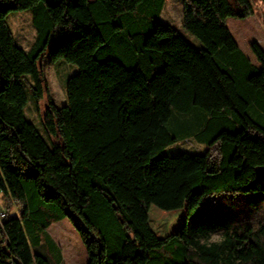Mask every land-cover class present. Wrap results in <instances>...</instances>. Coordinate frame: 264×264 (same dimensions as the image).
Segmentation results:
<instances>
[{
    "label": "trees",
    "instance_id": "obj_1",
    "mask_svg": "<svg viewBox=\"0 0 264 264\" xmlns=\"http://www.w3.org/2000/svg\"><path fill=\"white\" fill-rule=\"evenodd\" d=\"M166 1L0 0L1 206H21L0 224V264H51L28 234L39 246L66 219L89 264H149L175 246L169 264H264V48L251 44L254 65L228 26L255 6L182 0L198 48L161 20ZM26 11L30 50L9 23ZM48 55L78 68L64 107L50 93ZM29 92L48 140L25 116ZM186 141L207 150L175 151ZM152 206L185 211L172 235L155 233Z\"/></svg>",
    "mask_w": 264,
    "mask_h": 264
},
{
    "label": "rangeland",
    "instance_id": "obj_2",
    "mask_svg": "<svg viewBox=\"0 0 264 264\" xmlns=\"http://www.w3.org/2000/svg\"><path fill=\"white\" fill-rule=\"evenodd\" d=\"M58 0H49L51 4L57 2ZM255 6L256 14L247 19H237L230 18L228 20V26L233 32L236 40L241 46L242 50L250 58L251 62L260 67L256 60V57L252 53L249 46L253 42H258L264 48V2L262 0H251ZM27 19V27L31 30L28 38V42L24 45V48H29L33 42L36 40V30L32 25L31 13H13L11 14L9 21L14 30H16L14 21ZM144 23H153L154 11L151 8L149 11L143 14ZM24 19V20H25ZM161 20L164 23L175 26L181 31L183 36L195 47H202L201 42L187 30L183 28V1L182 0H167L165 7L161 14ZM18 23V21L16 22ZM26 24V20H25ZM43 66L46 73L49 89L51 96L59 107H64L68 104L67 95V81L72 77L78 70L77 66L70 65L63 60L54 61L48 55L43 60ZM72 67V68H71ZM73 69V70H72ZM30 102L28 106L24 109L25 116L27 120L32 122L38 132L48 140V136L44 131L41 120L42 116L38 113L37 103L31 98V93L29 92ZM46 99L40 102L42 110ZM43 113V112H42ZM207 147L200 145L195 141H186L177 145L175 151H184L191 154H204ZM218 147H215L212 151V160L217 161L219 159ZM1 193H0V211L5 214L8 213L9 217L19 216L21 211V206L16 202H9L11 204V209L8 207V200L5 199V204L1 206ZM184 210L176 211H164L156 206H152L150 210L151 225L155 233L160 238H166L172 235L175 230L179 227L180 222L184 216ZM52 238L63 251V263L62 264H87V250L83 244L79 233L73 228L70 220H65L63 222H56L51 225V227L42 234V244L40 246H34L35 236L28 234L29 241L33 246V251L36 254L45 256L51 264H58V252L50 245V239ZM220 236L213 235L211 240L217 241ZM178 247L175 246L174 249H170L167 253L156 252L152 253L151 261L149 264H169L170 262H176L178 256L176 252Z\"/></svg>",
    "mask_w": 264,
    "mask_h": 264
},
{
    "label": "crops",
    "instance_id": "obj_3",
    "mask_svg": "<svg viewBox=\"0 0 264 264\" xmlns=\"http://www.w3.org/2000/svg\"><path fill=\"white\" fill-rule=\"evenodd\" d=\"M90 2H93V1H95V0H89ZM22 13H31V16H32V25H33V17H34V14H33V12L32 11H26V12H22ZM25 19V18H24ZM23 18L21 19V20H15L14 21V25H15V28H16V30H14L13 28H12V26H11V24H10V26H11V28H12V30H13V33H14V36H15V38H16V40H17V43H18V45L20 46V47H22L23 49H25V50H30V49H32L33 48V46L35 45V42H36V40H35V42H33L32 44H31V46H29V48H24L23 46H21L22 44L24 45L25 43H27L28 42V38H29V34H30V32H31V30L30 29H28V27H27V19L28 18H26L25 20H26V24H25V20H24ZM18 21V23H16ZM9 23H10V21H9ZM34 26V25H33ZM35 28V27H34ZM36 30V29H35ZM36 39H37V31H36ZM250 47V46H249ZM250 59V58H249ZM255 65V64H254ZM257 66V65H256ZM72 68V67H71ZM73 70V69H72ZM67 220V219H66ZM63 221H65V220H63ZM63 221H61V222H63ZM72 224V223H71ZM73 226V225H72ZM51 227V226H50ZM49 227V228H50ZM48 228V229H49ZM73 228H74V226H73ZM75 229V228H74ZM51 240H52V247L53 248H57L58 250H60L61 251V247H59V245L51 238ZM43 243V242H42ZM40 246V245H39ZM61 262H60V264H62L63 263V251H61ZM60 258V257H59ZM87 259H88V261H87V264H89V257H88V253H87Z\"/></svg>",
    "mask_w": 264,
    "mask_h": 264
},
{
    "label": "built area",
    "instance_id": "obj_4",
    "mask_svg": "<svg viewBox=\"0 0 264 264\" xmlns=\"http://www.w3.org/2000/svg\"><path fill=\"white\" fill-rule=\"evenodd\" d=\"M5 216L6 214L3 211H0V224L2 223V220L4 219Z\"/></svg>",
    "mask_w": 264,
    "mask_h": 264
}]
</instances>
